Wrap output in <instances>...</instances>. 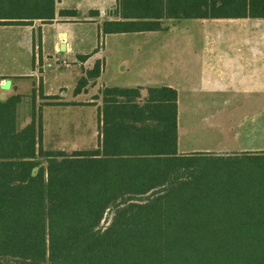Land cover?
Masks as SVG:
<instances>
[{"label": "trees", "instance_id": "16d2710c", "mask_svg": "<svg viewBox=\"0 0 264 264\" xmlns=\"http://www.w3.org/2000/svg\"><path fill=\"white\" fill-rule=\"evenodd\" d=\"M121 12L104 36L161 31L164 20H264V0H126ZM54 14V0H0L1 27ZM103 95L99 148L72 154L43 149L35 106L20 129L22 96L0 102V264H264V152L181 156L176 92L151 90L150 116L138 90Z\"/></svg>", "mask_w": 264, "mask_h": 264}, {"label": "rangeland", "instance_id": "374dc122", "mask_svg": "<svg viewBox=\"0 0 264 264\" xmlns=\"http://www.w3.org/2000/svg\"><path fill=\"white\" fill-rule=\"evenodd\" d=\"M46 24L48 23L34 21L32 24L20 27H0V57H2L0 60V67L12 68L16 65L17 61L26 68V62L29 63V66L31 65L32 51L30 49L29 54L22 48H19L20 51L13 49L5 52L3 50V48H5L3 46L10 43L11 29L21 34V36L17 35V39L14 38L17 40V42L14 43L15 45L18 44L19 40H22L25 44L27 41L29 42L30 38L34 39L33 55L35 65L36 55H40L37 59L39 61L37 67L38 71L43 74V85L40 83L36 87L35 81H24V83H22V89L15 93V96L24 97L18 108L19 127L23 130L32 123L33 107L35 106L36 117L43 111L41 114L43 126L42 147L45 151H63L67 154L92 151L95 147L93 140L94 137H96V130L94 127L92 128L89 117L85 115L88 111L85 109L79 111L73 106L44 108L48 104L56 103L52 100H48V98L52 97L43 98L44 89L58 97L64 95V101H71L75 98L73 95L75 88L82 80L81 63H79V60H76V56L63 54L62 57L59 58V61L53 59L54 54H52V50L54 49V51H56L55 46L53 48L55 41L53 42L52 40L53 35L52 32L49 33V27H45ZM72 28L76 33L72 35V41L76 50L82 49L84 44L86 49L93 51L90 53H94L91 55V60H93L92 58L96 59L99 57L103 60L108 56V62L110 64L108 79H116L113 73L117 61L120 59L124 57L125 59L127 58V62L131 65H133V63L137 65L139 63L137 46L141 44V40L139 41L140 38L124 39V41L119 44V49L115 50V52L110 50L107 53L108 55H105L103 54L106 49L103 46L104 39L97 36V31L95 32L94 28H90L89 26H73ZM163 28L164 32L170 34H163L160 43L163 50L172 49L170 53L164 50L163 54L154 57L158 58V62L161 60L162 64L170 60L171 63L177 67L180 75L186 77L188 73L196 74V76L191 78L190 84L186 81H182L183 85L180 86L183 93H187L189 98H192L195 105L200 103V98L206 99L208 95L209 99L213 100L208 101V103L205 102L209 107L207 115L195 118L192 121H182V132L180 136L186 139L189 137L190 142H193L196 147L203 150L195 154H210L209 156L218 157V159L264 152V20H181L163 22ZM53 30L55 31L54 28ZM80 33L87 34L88 39L81 40ZM40 36H44L43 46L39 47L37 50V41L40 40ZM13 37H16V35ZM152 41H155L154 38H152ZM161 45L158 44V51L162 49ZM246 47L254 48L258 51L257 63L259 80L258 86H253L252 88V96L250 93V86L238 88L234 79L242 63L241 59L244 58L243 55L238 54L236 49ZM41 55H45V57L43 58ZM81 61L84 62V60ZM148 61H150L149 58ZM82 64L85 65L84 63ZM146 66L145 64V67ZM17 72L24 75L28 74L31 77H34L36 73L35 70L31 71V69H26L25 71L23 69L14 70L12 68L4 72V75L13 77L10 75H15ZM216 75H219L221 78V86L217 84L221 89H218L217 86H213L216 82ZM224 77H226V81H224ZM86 78L84 77L83 81L78 86L82 87L81 90L89 86ZM1 79H5V77ZM9 79L12 78H8V80ZM225 83H232L235 85L234 87H228V89H226L227 92L225 96L227 98L226 106L228 109L226 114L223 115L218 112L219 102H215L214 100L217 98V91L224 90L225 86L223 85ZM203 85H209L211 87L208 88L207 91H204ZM209 89L211 90L210 92ZM104 90L101 89L99 91L100 96L103 98L101 101L103 110ZM240 93L242 94V98L239 95ZM34 95L36 96L35 101L32 99ZM235 95L237 101L233 102L232 100L235 99ZM3 96H5V98ZM220 96L222 98L224 94L221 93ZM6 99L7 96L5 94L0 96V101H5ZM110 100H112V98H110ZM239 106V110L236 111V108ZM99 114V124L102 127L101 113ZM87 126H89L91 134L80 138L79 131L85 134L87 132ZM80 128H82V130H80ZM191 131L196 132V134L188 135ZM219 144L222 145L219 146ZM251 148L253 149L249 150ZM44 167H47V163L44 164ZM34 174H37V170ZM141 201L147 203L149 199H143ZM114 213L115 211L113 209L106 213L100 226L101 231L110 226Z\"/></svg>", "mask_w": 264, "mask_h": 264}, {"label": "crops", "instance_id": "0c3cea01", "mask_svg": "<svg viewBox=\"0 0 264 264\" xmlns=\"http://www.w3.org/2000/svg\"><path fill=\"white\" fill-rule=\"evenodd\" d=\"M126 0H54V6H55V14L54 19L51 21H39L48 23L45 25V27H49V33L52 32L53 35V42L55 41V44L53 45V48L55 46L56 51L54 49L52 50V54H54L53 59L56 61H59V58L62 57L63 54H71L73 56H76V60H79V63H81V77L83 81L84 77L86 78V71L92 70L95 63L98 61H103V69L100 77L94 81H90L87 78V84L89 86L85 87V89L82 90L80 93H76L78 86L74 90V100L71 101H64V95L62 97H58L53 95L49 91H44L43 98L47 97H54L58 98L57 100L53 101L56 103H66L70 104V106L75 107L79 111H83L84 109L88 112L85 113L87 117H89V120L91 121L92 128L96 130L93 144H95V147L92 151H95L99 148L100 145V129H99V116L103 112V107L101 106L102 97L100 96L99 91L101 89H122V90H138L139 91V97L135 100V103L139 106V109L144 112L146 116H150V112L154 111L150 109V105H154L150 103V97L154 99V96L150 95L151 90H161V89H168L176 92L177 94V101H176V121H177V136H178V153L180 155H193L196 152L203 151L202 149H199L196 147L193 142H190V138L187 137H181V129H182V121H192L195 118L203 117L207 115L208 112V105L205 103L208 101H213L209 99L208 97L200 98V103L194 104L192 98H189V95L187 93H183V91L180 89V86L183 85L182 81H186L190 84L191 78L196 76L195 73H188V75L185 77L184 75H180L178 72L177 67L174 66L173 63L169 60L166 63L158 62V58H155L154 56L163 54L164 50L167 53H170V50L164 49L160 43L162 41L163 34H170L167 32H164V28L162 25V30L157 32H144V33H127V34H111V35H103L102 33V25L105 22H120L123 21L122 12H121V3ZM185 20L186 19H181ZM181 20H164L163 22H174V21H181ZM189 21V20H187ZM192 21H200V20H192ZM205 21V20H202ZM73 26L76 27H87L94 28L95 32L97 31V36L99 38L104 39L103 46L106 48L103 54H107L110 50L114 51L119 49V44L124 41V39L128 38H134L139 39L141 44H138L137 46V53L139 54L138 58V64L131 65L129 62H127V58L125 57L123 59H120L117 61V64L115 66V70L113 73V76H115L116 79H108V74L110 70V64L108 62V56L107 58H92L91 55L94 53H90L93 51H90L85 48L83 44V48L76 50L72 41V35L76 34L73 31ZM1 27V26H0ZM5 27H13V26H5ZM14 27H20V26H14ZM55 29V31L53 30ZM170 31V30H169ZM54 33V34H53ZM10 43L5 44L3 47V50L9 51L16 49L17 51H20L19 48L24 49L26 53L29 54V49L32 51V57H31V65L29 66V63L26 62L25 65H27V68L24 67V65L19 64V61L16 62V65L12 67L14 70H20L23 69L27 70H35V76L31 77L28 74H22L20 72H17L15 75H10L13 77H9L7 75H4V72L12 69L8 67L1 66L0 67V96L5 94L7 96V99L5 101L0 102H6L9 98L12 96H15V93L20 91L22 89V83L24 81H35L36 87L42 83V77L43 74L38 71V65L39 61L37 60L40 55H36V65L34 64V55H33V46H34V39L30 38L29 42L23 43L22 40L18 41V44H14L17 42L14 38H18L17 35H20L19 32L16 33L15 30H10ZM16 35V37H13ZM81 40L88 39V35L84 33H80ZM64 36V37H63ZM78 36V35H77ZM76 36V37H77ZM57 38V39H56ZM78 38V37H77ZM152 38H154V42L152 41ZM40 40L38 42V47L43 46V40L44 36H40ZM80 39V38H79ZM158 39V42H157ZM153 42V43H152ZM113 44V45H111ZM158 44L161 45V48L159 51L157 50ZM15 45V46H14ZM43 49V48H42ZM93 50V49H91ZM131 50V49H130ZM236 51L238 54L243 55L244 58L241 59V65L239 66V69L237 71V75H235L234 79L238 85V88L242 87H248L250 86V93L251 96L253 95V86H258V80H259V72H258V51L254 48H237ZM49 55V54H48ZM108 55V54H107ZM168 55V54H164ZM163 55V56H164ZM42 56V55H41ZM43 58L45 55L42 56ZM52 57V56H51ZM2 57H0L1 60ZM148 58L150 61H148ZM33 59V61H32ZM81 60H84L82 62ZM155 60V61H154ZM148 61V62H147ZM106 62V63H105ZM84 63L85 65H83ZM171 63V64H170ZM145 64L147 65L145 67ZM164 65V66H163ZM45 66V65H44ZM29 67V68H28ZM37 68V70H36ZM44 70V67H43ZM42 74V75H41ZM5 77V79H1ZM8 78H12L9 79ZM216 82L215 85L218 89H221V78L219 75L215 76ZM187 79V80H186ZM224 81H226V77H224ZM220 86H218V85ZM225 83L223 86L224 90H218L217 91V98L214 100L215 102H219V114L225 115L227 112V98L225 96L226 89L234 87L232 83ZM204 88V91H207L208 88L211 86L206 85L202 86ZM241 90V89H240ZM64 91V90H62ZM61 91V92H62ZM211 90L209 89V92ZM208 92V93H209ZM221 93L224 94V96L221 98ZM165 95L169 96L168 93H165ZM241 97V93L239 94ZM5 98V96H3ZM23 97V96H22ZM36 97V96H35ZM101 97V98H100ZM24 98V97H23ZM242 98V97H241ZM36 100V98H35ZM233 102L237 101V97L235 95V99L232 100ZM58 106H65V105H52V106H45L47 107H58ZM69 106V107H70ZM164 108H166L167 113V103L163 104ZM38 108V107H37ZM154 108V107H153ZM240 108L237 107L236 111H238ZM44 110V109H43ZM43 112V111H42ZM95 112V113H94ZM89 124V122H88ZM150 124H155V121H150ZM87 132L83 134L82 131H79L80 138H83L85 135H90L89 126H87ZM82 130V128H80ZM196 132L191 131L188 133V135H195ZM222 144H219L221 146ZM253 148L249 149L252 150ZM257 150V148H256ZM63 152V151H62ZM90 152V151H87Z\"/></svg>", "mask_w": 264, "mask_h": 264}, {"label": "water", "instance_id": "95a60500", "mask_svg": "<svg viewBox=\"0 0 264 264\" xmlns=\"http://www.w3.org/2000/svg\"><path fill=\"white\" fill-rule=\"evenodd\" d=\"M64 37V36H63Z\"/></svg>", "mask_w": 264, "mask_h": 264}]
</instances>
